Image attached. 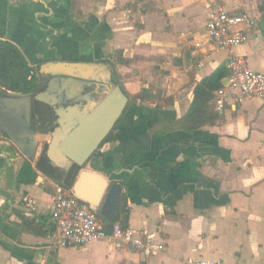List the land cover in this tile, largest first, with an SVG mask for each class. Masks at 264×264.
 <instances>
[{"label": "crops", "instance_id": "1", "mask_svg": "<svg viewBox=\"0 0 264 264\" xmlns=\"http://www.w3.org/2000/svg\"><path fill=\"white\" fill-rule=\"evenodd\" d=\"M263 1L0 0V39L17 45L32 67L81 58L86 80L91 73L98 86L116 70L130 101L85 169L121 183L129 226L157 230L166 245L144 257L108 239L61 246L51 234L24 229V219L53 223V196L71 173L64 181L39 162L51 140L47 131L35 136L40 144L32 161L0 131V264H189L190 257L264 264V100L228 94L218 108L216 91L213 104L222 121L193 132L178 122L194 87L226 65L227 52L217 50L204 30L215 2L259 18L236 53L264 72ZM57 54L61 59H50ZM144 90L158 97L146 99ZM93 93L84 102L101 99ZM25 161L38 176L18 185ZM77 177L65 190L72 192Z\"/></svg>", "mask_w": 264, "mask_h": 264}, {"label": "water", "instance_id": "2", "mask_svg": "<svg viewBox=\"0 0 264 264\" xmlns=\"http://www.w3.org/2000/svg\"><path fill=\"white\" fill-rule=\"evenodd\" d=\"M47 64L41 71L52 74L53 78L41 81L33 93H13L0 87V131L32 161L40 144L35 138L38 132L32 128L34 99L44 102L43 113L51 108L57 111L61 117L55 127L45 133L51 140L44 144L43 154L49 157L53 167L68 171L76 165L78 177L72 186L73 194L88 203L103 219L114 222L120 213L123 185L113 182L109 175L90 172L85 167L116 129L130 96L121 84L102 82L107 89L101 99L95 101L94 106H87L83 103L88 101L87 96L74 97L76 89L89 83L84 80L86 66L69 62ZM106 231L112 234V225H106Z\"/></svg>", "mask_w": 264, "mask_h": 264}, {"label": "built area", "instance_id": "3", "mask_svg": "<svg viewBox=\"0 0 264 264\" xmlns=\"http://www.w3.org/2000/svg\"><path fill=\"white\" fill-rule=\"evenodd\" d=\"M258 23V17L229 10L222 3L215 2L210 7L204 26L205 35L217 50L228 54L226 66L229 77L226 78L224 87L217 91L215 102L218 108L224 106V97L228 94L235 95L240 101L245 98L264 100V72L254 70L246 56L236 53V48L249 39L250 31L254 30ZM29 204L32 209H36V200H29ZM51 215L56 226L51 237L61 246L83 247L108 239L119 250L139 253L144 257L154 256L166 248L159 232L147 226L123 228L116 222L112 225V234H108L100 214L71 191L63 188H58L53 196ZM187 262L224 264L222 260L203 257H190Z\"/></svg>", "mask_w": 264, "mask_h": 264}, {"label": "trees", "instance_id": "4", "mask_svg": "<svg viewBox=\"0 0 264 264\" xmlns=\"http://www.w3.org/2000/svg\"><path fill=\"white\" fill-rule=\"evenodd\" d=\"M264 12V1L259 6ZM119 63L126 64L127 61L120 56ZM35 68L32 67L22 50L13 42L0 39V87L10 92L30 94L34 92L40 84L39 78L32 75ZM229 77V71L225 64L219 65L210 75L204 77L194 87V97L191 106L186 115L180 119L179 125L185 131L193 132L207 124H216L222 121L220 113L215 109L213 100L215 92L224 87V80ZM144 98H157L150 90H144ZM44 109V108H43ZM45 119L39 120L38 131H46ZM77 175V166L71 172L69 183L60 184L63 189H70ZM38 173L32 164L25 161L22 165L18 177V185L33 184L36 182ZM129 208L127 206V196L122 193L121 208L117 220L114 222L104 219L105 225H113L119 222L123 228L129 227ZM23 228L32 231L36 235L46 236L56 230L54 223H48L36 218L24 219Z\"/></svg>", "mask_w": 264, "mask_h": 264}, {"label": "flooded vegetation", "instance_id": "5", "mask_svg": "<svg viewBox=\"0 0 264 264\" xmlns=\"http://www.w3.org/2000/svg\"><path fill=\"white\" fill-rule=\"evenodd\" d=\"M4 40V39H3ZM50 59H61L60 56L55 55L54 57L50 58ZM51 62H69V63H77V64H84L86 67H87V63L86 62H83L81 61V58H73L72 61H64V60H50V61H45V62H41L39 63L38 65H36L35 67V71H34V74L35 76H37L39 78V81L41 83V81H44V80H49L50 78H53V75L52 74H46V73H43L41 70H42V66L44 64H47V63H51ZM48 65V64H47ZM87 72L86 71V68L83 69V73ZM112 77H109L110 80L108 82L109 85H116V84H121L123 86V84L121 83V80L118 78L117 76V72L116 70L112 71L110 73ZM85 75V74H84ZM88 75V74H87ZM89 79H91V81H89V83H85L83 86L79 87L78 89H76V95H74V97L77 99L79 97L81 98H84L86 96V93L87 92H94L93 95L96 96V97H99L103 94V92L105 91V88L102 87V85L98 86L97 85V77L93 76V74L89 73ZM84 79V78H83ZM86 80V75H85V79ZM40 86V84H39ZM39 88V87H38ZM37 88V89H38ZM36 89V90H37ZM125 89V88H124ZM35 90V91H36ZM81 90H83V92L81 93ZM72 91H74L72 89ZM14 93V92H13ZM33 93V92H32ZM1 95V94H0ZM83 103L85 105H92V104H95L93 103V101H91V104H89V102H84ZM44 102L41 101V100H38L37 98L34 99L33 101V107H32V128L35 129L38 133H45L44 132H41V131H38V127H39V120L42 118L45 119L44 122H46V131L48 132V130H50L51 128H54L55 127V122L57 120L60 119V115L57 113V111H54L52 108H51V111L48 112L46 111L45 113H43V105ZM42 106V107H41ZM45 109V108H44ZM39 162L42 164V166L50 171L51 174H53L54 176L58 177V178H61L63 179L64 181H69V177H70V173L71 171L73 170H69L67 173H63V171L60 169V168H54L51 164V161L49 159L48 156H42L40 159H39Z\"/></svg>", "mask_w": 264, "mask_h": 264}, {"label": "rangeland", "instance_id": "6", "mask_svg": "<svg viewBox=\"0 0 264 264\" xmlns=\"http://www.w3.org/2000/svg\"><path fill=\"white\" fill-rule=\"evenodd\" d=\"M124 77V76H123ZM124 79V78H123ZM12 151H13V149H12ZM14 152V151H13Z\"/></svg>", "mask_w": 264, "mask_h": 264}]
</instances>
